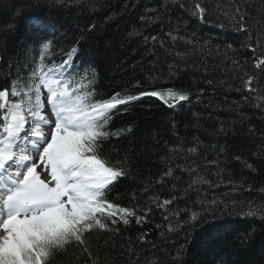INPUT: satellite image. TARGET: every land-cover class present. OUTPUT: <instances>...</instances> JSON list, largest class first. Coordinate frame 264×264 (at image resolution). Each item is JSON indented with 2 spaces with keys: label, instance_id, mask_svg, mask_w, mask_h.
<instances>
[{
  "label": "trees",
  "instance_id": "trees-1",
  "mask_svg": "<svg viewBox=\"0 0 264 264\" xmlns=\"http://www.w3.org/2000/svg\"><path fill=\"white\" fill-rule=\"evenodd\" d=\"M195 2L0 0V88L31 66L38 37L28 28L38 17L56 27L53 60L59 63L75 46L74 62L94 67L96 99L167 88L189 93L175 107L143 96L113 115L109 130L125 131L105 140L102 151L123 161L129 176L109 199L151 211L140 224L131 219L111 231L86 234L96 264H264V71L254 66L264 57V0H199L208 9L205 22L191 14ZM24 4L29 6L16 16ZM236 7L248 33L237 30ZM143 16L156 21L142 26ZM12 21L15 29L7 27ZM249 75L255 77L254 92L243 86ZM176 165H191L195 172ZM169 167L170 177L164 175ZM197 176L208 183L189 187ZM153 195L175 196L168 208L180 214L170 211L165 219L150 203ZM249 208L256 214L248 215ZM177 223L181 227L170 231ZM55 264L91 261L69 245Z\"/></svg>",
  "mask_w": 264,
  "mask_h": 264
},
{
  "label": "snow or ice",
  "instance_id": "snow-or-ice-1",
  "mask_svg": "<svg viewBox=\"0 0 264 264\" xmlns=\"http://www.w3.org/2000/svg\"><path fill=\"white\" fill-rule=\"evenodd\" d=\"M28 6L17 8L15 15L20 16ZM190 12L205 22L208 9L197 0ZM235 13L239 17L237 30L248 33L244 13L239 7ZM141 19L146 22L142 26L156 21L155 16ZM7 27L15 29V21ZM95 27L90 25L88 30ZM55 32L50 22L30 19L28 33L38 37L32 64L26 67L25 75L15 76L0 88V264H55L58 256L67 254L69 245L79 248L91 264H96L86 234L111 231L112 225H127L131 219L137 224L146 221L151 207H129L109 199L114 186L129 176V169L123 161H113L102 151L105 140L125 131L113 132L108 126L120 106L143 96L155 97L169 107L190 98L187 91L167 88L96 99L97 73L90 65L82 67L74 62L78 52L75 46L64 52L59 63L52 59L56 55L52 46ZM28 51L26 48V54ZM254 66L264 71V57H258ZM254 79L249 75L243 80L249 92L256 91ZM176 167L189 175L195 172L191 165ZM164 175L172 176V167ZM199 183L208 181L197 176L190 180L189 187ZM148 191L145 185L143 192ZM175 199L161 200L153 195L149 201L162 209L167 219L170 211L174 216L180 214L168 208ZM247 214L256 213L249 208ZM197 218L193 212L190 219ZM180 227L177 223L176 229L169 230ZM182 255L183 246L177 258Z\"/></svg>",
  "mask_w": 264,
  "mask_h": 264
}]
</instances>
